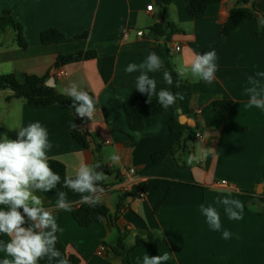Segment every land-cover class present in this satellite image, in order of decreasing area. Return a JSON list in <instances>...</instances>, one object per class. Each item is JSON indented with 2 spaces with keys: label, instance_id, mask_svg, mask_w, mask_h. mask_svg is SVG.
Wrapping results in <instances>:
<instances>
[{
  "label": "crops",
  "instance_id": "crops-1",
  "mask_svg": "<svg viewBox=\"0 0 264 264\" xmlns=\"http://www.w3.org/2000/svg\"><path fill=\"white\" fill-rule=\"evenodd\" d=\"M189 1L162 5L157 0H0V17L10 12L21 24L27 43L26 48L18 45L12 27L0 35V76L15 75L20 81L27 75L44 77L46 86L60 94L76 82L96 101L94 116L88 120L61 104L37 108L22 99L7 101L13 92L0 91L3 135L14 140L20 128L40 122L53 145L48 158L63 163L66 176L74 178L81 164H99L112 173L102 172L106 177L102 202L117 215L116 228L108 220L80 226L72 214L81 205L80 194L64 186L34 193L53 211L68 252L80 256L81 264H143L144 255L165 252L170 259L164 264H264V110L246 107L245 94L248 77L264 72V28L259 24L264 0L244 5L253 9L254 18L228 36L221 29L239 0L211 4L198 19L189 16ZM150 5H154L151 12ZM171 24L179 31L168 41L153 30L160 25L169 32ZM49 29L72 41L42 44L41 33ZM86 32L87 38L74 40ZM159 45L170 49L175 69L193 52L215 50L218 71L211 83L190 75L182 79L183 99H177L176 109L169 107L147 119L137 131L138 138L128 127L124 103L132 96H148L136 89L140 73H127L125 68L142 63ZM83 50L95 51L96 57L57 65L61 54ZM60 68L67 73L65 78L56 77ZM165 70L148 73L157 81V92L162 88L173 92V85L163 79ZM219 101H232L226 116L215 107ZM173 120L182 127L181 135L171 131ZM157 125L158 132L146 131ZM77 127L91 134L89 149L73 139L71 131ZM202 147L212 151L189 165L188 156ZM162 150L171 152L155 163L153 154ZM113 153L120 157L118 164L108 159ZM59 192L66 193L71 210L55 207ZM224 197L243 203V219L228 218L224 206L217 203ZM202 204L217 209L220 231L209 227L200 211ZM224 230L232 234L230 239L222 238ZM149 231L157 236L162 232L163 243L135 247L128 262L113 254L120 236L130 248L137 238L146 240ZM9 240L0 234V241ZM4 258L6 253L0 250V264Z\"/></svg>",
  "mask_w": 264,
  "mask_h": 264
},
{
  "label": "clouds",
  "instance_id": "clouds-1",
  "mask_svg": "<svg viewBox=\"0 0 264 264\" xmlns=\"http://www.w3.org/2000/svg\"><path fill=\"white\" fill-rule=\"evenodd\" d=\"M259 24L264 28V16H260ZM215 50L203 54L192 53L184 65L178 66L175 71L180 79L175 86L179 87L182 79L189 75L198 80L211 83L218 71ZM164 68V62L155 52H150L140 63H130L126 66L127 73L139 72L136 78V89L148 96V103L155 94L157 102L162 108L173 106L177 99L182 100L181 93H173L166 88L157 92V81L148 75ZM163 79L168 85H173V78L169 71L163 72ZM264 72L248 77V87L245 94L249 96L246 107H257L264 110ZM63 94L72 99L75 114L81 119L91 120L96 111V101L87 91L80 88L76 82H71L63 89ZM159 131V125L154 129ZM0 138V234L10 237L9 242L0 241V250L6 253L2 264H39L46 260L48 264H70L66 254H62L56 247L57 232L62 231L56 223L53 211L44 206L36 192H49L61 183L59 173L53 171L47 155L53 145L49 142L48 131L40 122H33L19 129L16 139H9L6 135ZM139 138L140 132L136 133ZM211 148H200L198 153L188 156L187 163L206 158ZM108 159L118 164V154H111ZM100 165L81 164L75 177L65 176L63 186L80 194V203L89 207H96L102 203L105 189L102 182L106 179L102 172L97 171ZM55 207L61 210H71L65 192H59ZM217 203L224 206V211L230 220L243 219V203L229 197L217 198ZM201 213L212 230L222 228L220 214L212 205H200ZM162 237V232L158 234ZM232 234L228 230L222 232V238L230 239ZM11 257V259L7 258ZM170 256L163 255L143 256V264H164Z\"/></svg>",
  "mask_w": 264,
  "mask_h": 264
},
{
  "label": "trees",
  "instance_id": "trees-1",
  "mask_svg": "<svg viewBox=\"0 0 264 264\" xmlns=\"http://www.w3.org/2000/svg\"><path fill=\"white\" fill-rule=\"evenodd\" d=\"M162 5H167L172 2V0H157ZM224 0H190L187 6V12L189 16L193 19L202 18L206 15L207 10L211 4L219 3ZM251 0H239L237 6H235L231 11L230 15L221 29V34L223 36H228L231 33L237 31L241 26H243L246 21L254 18L253 9L246 8L244 5L250 3ZM12 27L16 32V40L21 48H26L27 43L24 37V32L21 24L17 23L10 12H5L3 16L0 17V35H2L6 30ZM167 29H163L160 25H155L153 30L159 37H164L167 41L170 40L171 35L179 31L175 25L171 24ZM88 33L76 36L74 40L85 39L88 37ZM72 40L68 39L61 31L57 29H49L41 33V42L44 45L49 44H63L70 42ZM153 52H155L164 62V68L169 70L173 78V93H179L183 80H181L179 87L175 86L177 76L174 65L172 63V55L169 48L166 46L159 45ZM96 57L95 51H79L72 54H61L57 59V65H67L71 63H78L84 60L92 59ZM11 90L13 94L7 97V101L13 99H22L30 105L37 108H45L53 106L56 104H61L65 106L70 111H75L72 106V99L66 95L58 93L55 89L46 86L45 78L38 77L34 75H27L20 81L15 75H1L0 76V91ZM177 102V101H176ZM232 105V101H219L215 103L216 109L222 116H226L228 110ZM173 110L176 109L177 103L171 106ZM124 110L126 113L127 124L131 132L141 131L145 126V121L153 116L159 115L164 111V108L157 102V98H151V103H148V98L140 96H132L124 103ZM84 122L81 121V124ZM174 134L181 135L182 127L179 126L174 120L170 127ZM0 134L3 135V131L0 127ZM73 139H75L81 146L86 149L91 147V134L81 127L72 129L71 131ZM2 138V136H0ZM100 150V147H96ZM170 150H162L153 154V161L159 163L165 159V157L170 153ZM49 164L53 171L59 173L61 176V183L57 187L63 186V178L66 176L65 165L60 161L50 159ZM97 171L104 172L106 174H112L111 171L105 167L100 166ZM106 185L105 181L102 182V187ZM166 199V198H165ZM165 199H162L158 206L161 205ZM72 214L77 223L82 227H90L95 223H99L103 220H108L111 228L117 227V215H112L108 207L102 202L96 207H89L86 204H81L72 209ZM58 243L56 247L61 251L62 254H66L70 260V264H81L80 256L76 254H71L68 252V247L62 240L61 234L58 231ZM148 238L143 240L137 238L136 244L130 248H127L125 244V237L122 235L119 238L118 244L113 248V254L115 256L122 257L124 261L128 262L129 255L131 251L138 246H144L148 244L160 245L163 243L164 239L161 236H157L154 232H147ZM40 264H48L46 260L39 262Z\"/></svg>",
  "mask_w": 264,
  "mask_h": 264
},
{
  "label": "built area",
  "instance_id": "built-area-1",
  "mask_svg": "<svg viewBox=\"0 0 264 264\" xmlns=\"http://www.w3.org/2000/svg\"><path fill=\"white\" fill-rule=\"evenodd\" d=\"M153 9H154V5H150V6L147 7V10L149 12L153 11ZM142 35H143V32H138V36H142ZM177 50H179V48H177ZM66 76H67V73L61 68L56 72V77L59 78V79L65 78ZM197 137L201 138L202 135L201 134H197ZM130 172L133 173L134 171L130 170ZM222 185H226V182H222ZM144 194H145V192H143L141 194V197H143ZM105 250L106 249L103 248V250L100 253L103 254Z\"/></svg>",
  "mask_w": 264,
  "mask_h": 264
}]
</instances>
